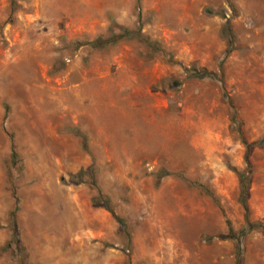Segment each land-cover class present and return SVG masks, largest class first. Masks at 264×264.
Returning <instances> with one entry per match:
<instances>
[{
  "label": "rangeland",
  "instance_id": "1",
  "mask_svg": "<svg viewBox=\"0 0 264 264\" xmlns=\"http://www.w3.org/2000/svg\"><path fill=\"white\" fill-rule=\"evenodd\" d=\"M260 139L264 0H0V264H264Z\"/></svg>",
  "mask_w": 264,
  "mask_h": 264
},
{
  "label": "trees",
  "instance_id": "2",
  "mask_svg": "<svg viewBox=\"0 0 264 264\" xmlns=\"http://www.w3.org/2000/svg\"><path fill=\"white\" fill-rule=\"evenodd\" d=\"M138 37L139 39H141L142 41H144L146 44L148 45H152V41L149 40V38L145 35H143L138 29L137 30H132L129 28H124V30L120 33H110L109 35H107L106 37H102V36H96L95 38L91 39V40H84L83 42H79V45H83V44H88L92 47H102L105 46L107 44H112L115 43L116 41L122 39V38H128V37ZM193 73L197 76H205L208 75L209 77H211L212 79L217 80V76L214 73H209L204 69L198 70V71H193ZM246 147V150L248 152L249 148L252 145H263L264 144V139H260L258 140L256 143H246L245 141H243ZM14 155V154H12ZM85 173V170H80L75 174H70L69 178L71 181H79L81 176ZM250 175H251V168H250V164L248 162V160H246V168L238 171L237 172V176H238V180H239V202L244 210V221L245 224L243 226V228L240 230L239 234H241V236H244L245 234L249 233L252 230H263L264 231V223L260 222V221H250L248 218V194H249V183H250ZM200 187L202 188V190L209 196L213 197V193L212 191L204 185H200ZM99 199L100 201L103 202V204L106 206V208L112 213V215L115 217V219L122 223L124 225L123 222V218L117 214H115L113 212V210L110 207V200L108 199L107 196H104L101 191L97 188V195L96 197H94V200ZM231 230V228H230ZM231 232V231H230ZM221 236H227L230 237L231 233H229L228 235H220ZM237 251H239V244L237 247Z\"/></svg>",
  "mask_w": 264,
  "mask_h": 264
}]
</instances>
